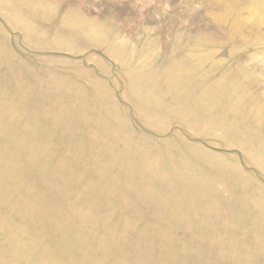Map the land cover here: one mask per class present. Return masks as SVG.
<instances>
[{
  "label": "rangeland",
  "instance_id": "374dc122",
  "mask_svg": "<svg viewBox=\"0 0 264 264\" xmlns=\"http://www.w3.org/2000/svg\"><path fill=\"white\" fill-rule=\"evenodd\" d=\"M0 264H264V0H0Z\"/></svg>",
  "mask_w": 264,
  "mask_h": 264
}]
</instances>
